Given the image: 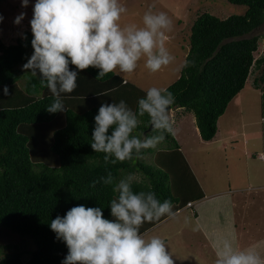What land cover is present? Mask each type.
<instances>
[{
  "label": "trees",
  "instance_id": "1",
  "mask_svg": "<svg viewBox=\"0 0 264 264\" xmlns=\"http://www.w3.org/2000/svg\"><path fill=\"white\" fill-rule=\"evenodd\" d=\"M228 1L245 5V12L225 18L199 14L190 27L180 73L165 87L175 97L169 110L192 113L203 141L215 136L218 118L243 89L252 66L264 65V55L254 58L258 36L251 34L264 23V0ZM31 40L27 29L12 44L0 37V226L30 237L34 249L8 245L5 248L10 252L3 253L0 264H62L67 247L56 239L50 221L80 204L102 207L104 217L110 219L108 206L116 195L113 186L102 182L91 186L107 171L117 180L125 177L121 171L139 175L133 190L154 191L161 202H172L174 213L203 197L173 134H164L165 147H155L154 165L143 158L153 148L142 150L130 161L107 165L104 154L92 150L94 117L102 102L124 100L136 110L138 99L145 95L120 75L96 78L98 69L91 67L79 72L76 89L62 94L67 112L48 113L45 108L53 99L49 89L40 85L39 74L34 77L23 70L33 53ZM185 61L190 62L187 67ZM4 86L9 89L7 96ZM101 93L107 96H98ZM262 106L264 117V90ZM139 119L136 135L150 123L147 115ZM262 138L264 152V127ZM167 217L146 222L140 231L144 233Z\"/></svg>",
  "mask_w": 264,
  "mask_h": 264
},
{
  "label": "clouds",
  "instance_id": "2",
  "mask_svg": "<svg viewBox=\"0 0 264 264\" xmlns=\"http://www.w3.org/2000/svg\"><path fill=\"white\" fill-rule=\"evenodd\" d=\"M28 5L29 0H21L22 7ZM153 9L154 5L144 12L142 25L123 24L122 15L128 9L121 0H35L29 21L33 53L23 70L34 77L39 74L40 85L49 89L53 99L45 110L67 112L62 94L72 93L79 72L90 67L98 69L96 78H103L109 73L132 74L141 61L150 73L172 64L176 58L164 40L172 30V20ZM25 15H17L14 24L19 25ZM189 63L185 61L184 66ZM3 93L9 95L7 86ZM174 102L172 92L155 86L145 90L136 110L124 100L102 102L94 117L92 150L103 153L107 165L130 161L142 150L157 147L165 133L176 131L169 115ZM144 115L150 119L151 132L136 135L139 117ZM101 182L113 186L116 194L108 206L110 219L104 217L102 207L80 204L50 221L56 239L67 247L62 264H174L173 254L160 236L140 231L146 222L174 216L172 202H161L154 191H134V174L117 180L107 171L91 186ZM214 264H264V249L240 247L234 234L225 235L216 241Z\"/></svg>",
  "mask_w": 264,
  "mask_h": 264
},
{
  "label": "rangeland",
  "instance_id": "3",
  "mask_svg": "<svg viewBox=\"0 0 264 264\" xmlns=\"http://www.w3.org/2000/svg\"><path fill=\"white\" fill-rule=\"evenodd\" d=\"M121 2L128 9L122 15L121 23L123 24L135 23L142 25L144 12L149 6L153 5L154 11H163L172 20V30L166 32L164 40L165 46L176 58L175 61L157 73H150L144 67L143 61H141L134 73L120 74L125 80L135 84L144 91L153 86L165 88L178 77L188 50L190 27L199 14L208 12L220 18H225L230 14H242L246 10L245 5L233 4L228 0H121ZM34 3L35 0H29L28 7L24 8L21 6V0H0V15L3 16V21L0 22V37L4 43L12 44L16 38L21 36L22 31L26 29L31 30L29 21L32 18ZM21 12L26 13L25 18L19 25H16L14 24L15 17ZM251 34L258 36L257 50L253 53L254 58H258L264 55V23ZM263 71L264 65L252 66L245 85L239 93L241 95L239 96L240 103L237 105L235 103L236 97L233 98L228 103L223 115L218 118V135L214 141L219 140V137L224 136V133L231 129L234 134L232 135L233 139L236 140H241L243 136H245L244 138L248 136V139L255 136V138L249 140V145H245L248 150L263 145L262 128L264 127V117L262 92L264 90V78H260ZM176 114L177 111L169 110V115L174 122L173 127L176 130L173 136L181 144L182 152L186 161H188L187 163L204 189L206 188L208 192L223 190L224 188H228L229 181L237 180V177L240 178V174L237 176V171L241 172L242 170L237 161L239 159L244 160L245 157L244 146H242L240 141H238L240 150H237L236 142L231 145L234 146V150H232L233 155L227 154L224 156V152L231 149V146L228 145L225 149H217L216 145L219 142H213V144L203 142L195 128V123L192 122L193 115L189 112L183 122L176 126ZM242 132L244 133L243 136L240 135ZM160 145L166 146L165 143L158 144V146ZM154 149L152 153L143 156L145 163L154 165ZM121 173L122 175L125 173V177L129 174L124 171H121ZM134 175L136 180L139 179V175ZM230 183V186L233 187V182ZM216 202L221 203L219 199ZM190 212V208L185 207L179 215L181 217L188 216L189 219ZM261 218L263 219V217ZM194 224L195 220L193 221V225L188 222L187 226L191 230L188 233L183 231L178 234L176 231L178 228L177 220L173 222L170 220L166 224L150 230L148 234L160 237L166 236L167 240H165V243L168 246V251L173 254L174 264H187L188 261L189 264H206L207 261L214 260V257L208 255L206 248H201L197 244L200 237L197 232L193 231ZM260 227L257 226V228ZM8 245H18L23 250L34 249V243L30 237L19 236L7 228L0 226V257L3 253L10 252L9 248H5Z\"/></svg>",
  "mask_w": 264,
  "mask_h": 264
},
{
  "label": "crops",
  "instance_id": "4",
  "mask_svg": "<svg viewBox=\"0 0 264 264\" xmlns=\"http://www.w3.org/2000/svg\"><path fill=\"white\" fill-rule=\"evenodd\" d=\"M238 94L235 96L236 97L235 103H237V105L241 101L239 99V96L241 95ZM175 111H177L176 114L177 121L175 123L176 126H178L187 117V114H189V112H185L180 108L175 109ZM192 122L195 123L194 117L192 119ZM195 128L198 132L196 125ZM232 132L233 130L229 129L227 130L226 133H224V136H221L218 138L219 140L214 141L216 140L215 138L218 135V127H217V131L213 139H211L210 141H203V142L209 144H213V142H217V143L219 142V144L216 145L217 149H221V148L225 149L228 145L231 146L232 144L237 142V150H240L239 148L240 144L238 143V141H240L242 146H244L243 150L245 153L244 160L239 159L237 161L240 169L242 170L241 172L237 171V176L240 174L239 176L240 178L237 177V180L229 181L228 188L226 189L224 188L223 190L220 189L211 192L206 191V188L204 189L202 184L197 180L201 187V190L203 191V197L197 201L192 202V206L189 207L191 210L189 214V219L188 216L181 217L179 215L182 209L185 208L183 207L178 212H176L174 216L165 218L160 223L156 224L155 226L145 231L144 233H148L150 230H153L161 225H164L170 220L172 222L177 220L178 228L176 229V231L178 234H180L183 231H186L188 233V231H190L191 228L187 226V223L189 222L192 223L193 225V221L195 220L193 231L197 232L200 237V240L197 241V244L200 245L201 248L202 247L206 248L207 249L206 252L211 257H214V260H215V251H216V241L225 235L231 236L234 234L236 236V242L240 247L257 245L261 249H264L263 145L248 150V148L245 147V145L246 146L249 145V140L255 138V136L249 139L248 136L244 138L245 136H243L244 133L242 132L240 134L241 136H243L241 140H236L233 139L232 135L234 134ZM175 139L177 140L176 137ZM177 142L179 144V149L182 152L181 144L179 143L178 140ZM232 150H234V146H231V149L224 152V156L227 154L233 155ZM235 165L237 166L236 162ZM230 182H233V187L230 186L231 184ZM218 199L219 202L221 203L216 202ZM261 217H263V219ZM257 226L258 227L261 226L262 228L261 227L257 228ZM161 238L164 241L167 240L166 236H162ZM214 260L207 261L206 264H214ZM187 264H189V261L187 262Z\"/></svg>",
  "mask_w": 264,
  "mask_h": 264
},
{
  "label": "water",
  "instance_id": "5",
  "mask_svg": "<svg viewBox=\"0 0 264 264\" xmlns=\"http://www.w3.org/2000/svg\"><path fill=\"white\" fill-rule=\"evenodd\" d=\"M151 130V123H149V126L147 127V129L145 131H143L142 133H147Z\"/></svg>",
  "mask_w": 264,
  "mask_h": 264
},
{
  "label": "built area",
  "instance_id": "6",
  "mask_svg": "<svg viewBox=\"0 0 264 264\" xmlns=\"http://www.w3.org/2000/svg\"><path fill=\"white\" fill-rule=\"evenodd\" d=\"M192 206V202H188L186 205H185V207H191ZM179 210H177V212H178Z\"/></svg>",
  "mask_w": 264,
  "mask_h": 264
}]
</instances>
